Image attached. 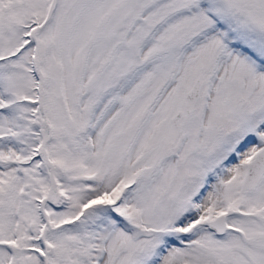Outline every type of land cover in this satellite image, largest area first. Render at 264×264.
<instances>
[{
    "label": "snow or ice",
    "instance_id": "1",
    "mask_svg": "<svg viewBox=\"0 0 264 264\" xmlns=\"http://www.w3.org/2000/svg\"><path fill=\"white\" fill-rule=\"evenodd\" d=\"M0 264H264V0H0Z\"/></svg>",
    "mask_w": 264,
    "mask_h": 264
}]
</instances>
